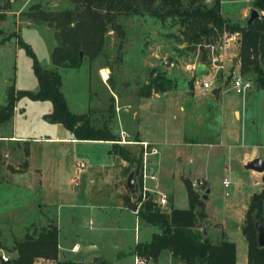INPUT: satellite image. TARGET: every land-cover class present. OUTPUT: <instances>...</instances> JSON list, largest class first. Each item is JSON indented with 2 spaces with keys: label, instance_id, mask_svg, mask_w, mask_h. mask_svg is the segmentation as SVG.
<instances>
[{
  "label": "rangeland",
  "instance_id": "obj_1",
  "mask_svg": "<svg viewBox=\"0 0 264 264\" xmlns=\"http://www.w3.org/2000/svg\"><path fill=\"white\" fill-rule=\"evenodd\" d=\"M252 1L220 0V13L243 24L253 8ZM204 2L210 4L211 0ZM36 5L47 11L79 8L75 0H0V39L8 38L0 44V105L6 102L8 87L14 93L35 92L38 87L31 58L17 44L20 39L30 47L41 68L59 73L60 91L70 112L85 113L92 127L106 128L119 140L123 136L130 143L119 144L135 158L139 151L135 141H160L154 156L156 180L148 185L166 196L164 208H186L185 181L201 180L203 185L191 189L201 194L208 188L203 208L209 220L235 222L237 214L230 212V206L235 209L229 204L234 202L240 209L243 191L251 188V179L243 177L245 171L236 153L243 148L240 144L247 146L243 148L245 152L253 145L263 155L264 88L258 86L256 74L248 72L240 75L250 80V88L245 92L232 89L231 79L236 74L232 59L237 58L233 34L214 40V44H219L215 48L216 63L222 69L217 70L210 87L198 89L193 87V80L206 75L195 76V66L203 64L211 72L213 68L209 57L201 60L198 45L182 41V27L175 18L151 16L138 2L135 12L116 18L123 29L122 38L108 29L98 55L89 59L82 54L78 66L62 67L53 66L50 61L55 45L53 27L26 16ZM167 59L169 63L165 65ZM155 77L162 87L148 91L145 86ZM222 94L240 113L238 121L230 125L227 122L224 127L234 132V141L238 137L243 142L239 140L234 149L221 142L184 144L183 121L186 127H196L197 119L202 121L204 117V100ZM13 104L12 116L0 124V136H5L0 138V254L10 260L9 253L25 233L35 234L47 222L57 219L65 247L94 235L116 239L124 252L111 264L133 263L135 244L149 241L151 234L158 231L155 226L138 223L132 212L118 207L119 194L128 193L124 180L133 163L127 165V172V168L121 170V159L108 152L110 142L69 139L70 132L49 119L48 100L20 96ZM144 130L147 137L143 136ZM190 137L195 136L185 130L184 140ZM3 153L8 156L3 158ZM77 161H82L85 168L77 185H73L71 177ZM132 196L136 197L137 192ZM212 227L210 222L206 225L209 241ZM68 255L65 253L64 257ZM91 258L90 255L86 261ZM137 264L179 261L167 249H160L154 259H142Z\"/></svg>",
  "mask_w": 264,
  "mask_h": 264
},
{
  "label": "trees",
  "instance_id": "obj_2",
  "mask_svg": "<svg viewBox=\"0 0 264 264\" xmlns=\"http://www.w3.org/2000/svg\"><path fill=\"white\" fill-rule=\"evenodd\" d=\"M79 4L77 10L47 11L37 5L26 12L32 20L46 23L53 27L55 45L50 54L53 66L75 67L80 63L79 52L89 59L98 55L102 49L104 34L109 29L115 31L119 38L123 37V29L117 22L119 14L135 12L139 2L149 15L163 19L175 18L182 27V41L198 45L201 60L209 57V46L225 34H236L237 59L239 74L253 72L256 74L258 86L264 88V16L254 19L246 27L243 24L228 20L220 13V0H75ZM157 1V2H156ZM156 2V3H155ZM252 7L264 11V0H253ZM12 35V34H11ZM8 38L0 39V44ZM26 55L31 58L32 72L37 81L35 92L19 90L15 93L12 87L7 89V99L0 105V124L10 119L13 113L14 100L26 96L32 100H48L51 121L61 124L76 140H96L110 142L108 152L116 154L120 159L132 164L134 175L139 164L131 152L116 141L119 139L106 128H94L90 125L85 113L75 114L68 110L60 91V75L55 70L43 69L38 64L30 47L20 39ZM203 63V61H200ZM158 78H152L145 86L149 91L152 87L161 88ZM139 141V140H137ZM137 145V144H136ZM125 170V169H124ZM128 171V168L126 172ZM188 206L186 208L159 207L151 195L141 202L135 216L138 223L155 226L158 231L151 234L149 241L136 243L133 247L134 256L140 259H154L160 249H167L181 264H235V245L221 239L211 242L202 236L206 213L203 200L185 181ZM135 194V193H134ZM133 196L126 193L121 196L123 206L132 210ZM264 186L252 193L248 199L240 232L246 242V264H264V247L257 242V229L254 224L264 226ZM57 228L54 222H47L35 234L25 233L24 238L15 243V256L0 264H34L35 259L56 260ZM77 259V257H76ZM103 264H111L100 262ZM55 264H73L71 261H56Z\"/></svg>",
  "mask_w": 264,
  "mask_h": 264
},
{
  "label": "crops",
  "instance_id": "obj_3",
  "mask_svg": "<svg viewBox=\"0 0 264 264\" xmlns=\"http://www.w3.org/2000/svg\"><path fill=\"white\" fill-rule=\"evenodd\" d=\"M236 22H238V21H236ZM232 37H234V39L236 40L235 34H233ZM232 69L234 70L233 72L237 73L238 63L232 64ZM224 95H226V94H222L221 96H218L217 98L208 96L206 98L207 100H204L206 102L204 104L205 109H206L204 111V117H203L202 121H201V118H200V120L197 119L196 127H186L185 126L186 124L183 121L182 142L184 144H198V143L216 144V143L221 142V144L227 146V148L234 149L237 146V142H239V140H241L243 142V138L238 139V137L236 139L237 142L234 141L235 137H236V135L234 136V132L232 130H230L229 127L227 129L224 127L227 122H228L227 125H230V124L234 123L235 121H238V119L240 118L239 111L231 104V102L228 99L223 98ZM197 104H198V106L201 105L200 102ZM208 106H211V108L209 109ZM192 111H194V110H192ZM251 122H253V121H251ZM185 130L189 131L190 135L195 136V137H190V139L184 140V131ZM166 131H168V130H166ZM141 132H142V130H141ZM146 133H148V132H146V130H144V135H143L144 137H147ZM12 137L13 136H9L8 138H12ZM0 138H5V136H0ZM69 139L76 140V139H73L71 135H70ZM101 142L106 143V144L108 143L107 141H101ZM159 142L160 141H157V142H154L153 144H155V146H157V143H159ZM129 143L130 142L127 141L124 144H129ZM238 146L241 148L242 147L247 148V146H244V145L240 146V144H238ZM254 146H256V145H254ZM243 148L239 152H237L236 155H238L237 157H239V160L241 161L240 166L245 171L243 174V177L251 179V188L247 192L245 190L243 191V196H242L243 198L241 199L240 209H237L238 207L237 208L235 207L234 202L229 204V205H232L235 209L233 211V208L231 206L229 207V208H231L230 212L232 211L235 214H237L236 221L235 222L232 221L233 223H231V224H230V222L227 223L225 221L224 222H211L208 218L207 213L205 212L206 213L205 228H206V225L209 224V222L213 225L212 231H211L213 234V237H212L211 242H217L221 239H225V240L233 242L235 245V264H246V242H245V240H244V238L240 232V227L243 223L244 211H245L248 199L252 193L259 192L264 186V170L262 172H257V171L247 170V169L243 168V165L246 161H248L254 157H258V156L263 157L264 156V149H263V155H262V153H259L257 151V149L253 148V145H252V149L249 147L250 150L246 151V152ZM4 154H6V156H4ZM7 156H8L7 153H3V158H6ZM152 162L155 165L154 156L152 157ZM127 165H128V163L121 159V164H120L121 170L127 168ZM8 166H10V165H8ZM118 207H122L125 210H129L123 206L121 193L119 194V205H118ZM129 211L132 212L131 210H129ZM263 211H264V199H263ZM135 218H136V216H135ZM47 219H52V218L47 217ZM52 220H54V219H52ZM54 223H55L56 228H57L56 260L37 258V259H35L34 264H55L56 261H71V262H73V264H89L90 262L97 263L96 262V260L98 258L97 254H92L91 255L92 258L90 261H88V260L86 261V259L90 255L85 257V258H78L77 257V259H76V257H74V255H75V252L79 249L80 244L77 241H73L69 245V247H65L61 243V239L59 236L60 229H59V226L57 223V219L54 220ZM208 232H210V231H208ZM86 239H87V241H90V242H99V243L104 244L106 246L113 247L115 249L113 261L117 255H121L120 253L124 252L123 249L119 248V245H118L119 243L116 239L114 240V239H110L107 237H105V239L99 238L98 235H94V237H87ZM111 240H113V241H111ZM73 246H76L77 250H73L72 249ZM1 252H2V249L0 248V253ZM65 253H69V255L64 257ZM14 256H15L14 251L9 253L10 259L13 258ZM1 262H4V261H2L0 259V263ZM97 264H100V263H97ZM179 264H181L180 261H179Z\"/></svg>",
  "mask_w": 264,
  "mask_h": 264
},
{
  "label": "built area",
  "instance_id": "obj_4",
  "mask_svg": "<svg viewBox=\"0 0 264 264\" xmlns=\"http://www.w3.org/2000/svg\"><path fill=\"white\" fill-rule=\"evenodd\" d=\"M235 34V33H234ZM236 35V34H235ZM214 46H209V62H211L213 72H211L210 68H205L207 70L206 77L198 78L195 77L193 80V87L198 89H207L213 83V77L217 70L222 69V65L217 62V54L215 52ZM205 67V66H204ZM215 69V70H214ZM210 74V75H209ZM197 76V75H195ZM232 89L236 92H245L250 88L251 83L248 79H243L239 72L232 76L231 83ZM120 140L116 141L117 143H125L127 141L123 140V136H120ZM139 148V164L135 174V192H137V196L131 198L134 203V207L131 210L134 214L137 212L139 205L141 202L147 197V195H151V199L159 206L164 208L167 205V198L161 192L155 190V188L150 187L148 182H155L156 180V168L152 162V157L155 156L158 151L156 146L150 142L149 140H139L135 141ZM6 156V154H4ZM85 168V164L82 161H77L73 166V173L71 177V183L73 185H77V180L83 169ZM257 183V182H256ZM190 187L197 188L200 185H203L201 180H193L189 183ZM224 186H227V183H224ZM134 192V193H135ZM73 250H77L76 246L72 247ZM0 259L2 261H7L8 257L0 254ZM142 259L138 257H134L132 264H137Z\"/></svg>",
  "mask_w": 264,
  "mask_h": 264
},
{
  "label": "water",
  "instance_id": "obj_5",
  "mask_svg": "<svg viewBox=\"0 0 264 264\" xmlns=\"http://www.w3.org/2000/svg\"><path fill=\"white\" fill-rule=\"evenodd\" d=\"M263 16H264V14L259 13V11L257 9L251 8L249 10L248 16L245 19L243 25L248 27L254 19L261 18ZM81 55H82V53L79 52V54H78L79 59H80ZM236 61H237V58L234 57L232 59V64H235ZM168 63H169L168 59L164 61L165 65H167ZM262 64L264 67V60H262ZM201 73L206 75L207 70L205 69L203 64H197L194 68V74L198 75ZM243 168L247 169V170L262 172L264 170V160L260 156L254 157V158L246 161L243 165ZM124 186H125V188L129 194H131V195L134 194V192H135L134 169L129 170V172L127 173L125 180H124ZM207 193H208V188H205L204 191L201 193L200 198L202 200H206L207 199ZM254 226H256V229H257L258 245L260 247H264V226L260 223H256V224H254ZM202 236L203 237L206 236L205 226H203V228H202ZM79 242H80V247L75 252V257L85 258L89 255L97 254L98 255V258L96 260L97 263H100V262L111 263L113 261L114 252H115V249L113 247L106 246V245L101 244L99 242H90V241H87L84 239H81Z\"/></svg>",
  "mask_w": 264,
  "mask_h": 264
}]
</instances>
